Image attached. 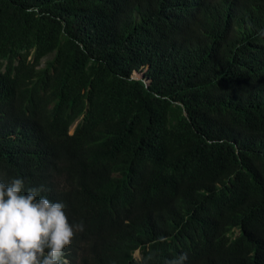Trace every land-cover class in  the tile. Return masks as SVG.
Listing matches in <instances>:
<instances>
[{
    "label": "trees",
    "instance_id": "16d2710c",
    "mask_svg": "<svg viewBox=\"0 0 264 264\" xmlns=\"http://www.w3.org/2000/svg\"><path fill=\"white\" fill-rule=\"evenodd\" d=\"M13 178L67 264H264V0H0Z\"/></svg>",
    "mask_w": 264,
    "mask_h": 264
},
{
    "label": "clouds",
    "instance_id": "9594fccd",
    "mask_svg": "<svg viewBox=\"0 0 264 264\" xmlns=\"http://www.w3.org/2000/svg\"><path fill=\"white\" fill-rule=\"evenodd\" d=\"M43 191V186L25 191L21 178L0 182V264H67L64 250L83 226L69 224L65 205L41 196ZM186 260L181 254L166 264Z\"/></svg>",
    "mask_w": 264,
    "mask_h": 264
},
{
    "label": "rangeland",
    "instance_id": "374dc122",
    "mask_svg": "<svg viewBox=\"0 0 264 264\" xmlns=\"http://www.w3.org/2000/svg\"><path fill=\"white\" fill-rule=\"evenodd\" d=\"M132 77H136V78H138L139 76L133 74ZM70 132H72V128L70 129ZM134 257H135L136 259H138V252H135V253H134Z\"/></svg>",
    "mask_w": 264,
    "mask_h": 264
}]
</instances>
